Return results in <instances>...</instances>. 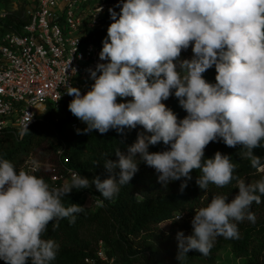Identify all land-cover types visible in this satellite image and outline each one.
Returning <instances> with one entry per match:
<instances>
[{
  "label": "clouds",
  "instance_id": "1",
  "mask_svg": "<svg viewBox=\"0 0 264 264\" xmlns=\"http://www.w3.org/2000/svg\"><path fill=\"white\" fill-rule=\"evenodd\" d=\"M113 21L95 69H87L92 83L84 94L64 81L73 99L68 109L87 125L83 134H106L138 126L134 143L126 151L116 148L117 160L103 155L109 174L91 180L77 172L70 182L51 188L42 177L0 158V260L4 264H50L60 245L45 238L59 221L74 225L84 206H65L63 199L74 189H90L111 200L130 184L139 163L155 169L162 187L183 179L187 187L194 170L200 189L227 187L234 179L238 194L214 195L205 207L195 209L193 233L176 234V259L180 264L190 251L207 257L218 237L239 239L238 223H255L253 203L264 197V178L255 183L234 175L237 164L217 151L205 158L211 142L240 147L239 156L264 173V162L253 149L264 146V0H121L120 12L109 9ZM191 47L193 57L181 60ZM71 63V62H70ZM215 67V84L204 73ZM187 113L183 119L163 101L171 96ZM131 97V100L126 98ZM118 98L121 101L118 102ZM33 114L27 113L20 137L29 134ZM80 134L81 130L77 129ZM166 146L150 152V146ZM100 161L94 162L98 166ZM118 170V171H117ZM102 204L103 200L96 199ZM179 215L175 221L180 220Z\"/></svg>",
  "mask_w": 264,
  "mask_h": 264
},
{
  "label": "trees",
  "instance_id": "2",
  "mask_svg": "<svg viewBox=\"0 0 264 264\" xmlns=\"http://www.w3.org/2000/svg\"><path fill=\"white\" fill-rule=\"evenodd\" d=\"M115 12L119 14L120 7ZM6 24L9 29L19 30V23L13 26L11 18ZM87 34L91 39H100L107 34V29H87ZM181 55L184 59H191V47L182 51ZM203 75L207 82L216 83L214 66ZM72 99V96L66 99L61 109ZM118 101L124 102L119 98ZM163 102L177 114L178 119L187 115L174 95ZM74 119L69 109L66 118L61 117L57 122L49 115L37 123L23 140H17L10 129H3L0 131V158L11 161L19 171L25 170L22 167L24 160L28 156L32 157V164L36 166L32 174L42 177L51 188L70 182L68 168L75 169L90 180L95 176H100L103 180L109 174L103 167L102 154L109 155L108 159L117 160L115 149L119 147L126 151L125 146L134 143L137 133L143 131L138 126L133 130L126 129L125 135L118 134L116 130H109L106 134L95 130L83 134L82 130L87 127L85 126L80 128L81 133L78 134L77 130L71 128ZM165 148L161 143L150 146L149 151L158 152ZM217 151L231 157L237 164L234 175L245 179L246 183H251V179L259 174L251 167L249 160L239 156V146L231 148L222 141L211 142L205 149V158H213ZM253 154L264 162V146L253 149ZM22 156L23 161L20 160ZM65 158H68L67 162ZM96 161H100L98 166H94ZM138 167L139 171L130 184L122 186L111 200L99 197L100 194L94 186L79 191L74 189L63 199L66 207L75 203L84 206V211L77 214L74 225H70L68 219H62L59 227L52 231L50 222L45 238H52L60 245L56 259L50 264H103L97 254L99 248L105 250L106 256L112 260L111 264H168L173 237L159 225L174 221L181 214H192L196 208L207 206L214 195H228L230 202L238 194L235 179L225 188L210 184L208 190L204 191L196 183L197 177L202 173L194 170L192 179L181 192L180 185L184 178L169 183L166 188L157 182L158 174L155 169L143 161ZM54 175L62 178L55 181L52 178ZM87 193L95 201L100 199L103 203L95 205V201L89 200ZM251 211L256 216L255 223L248 220L238 223L239 239L221 237V241L212 250L211 258L217 249L227 245L232 255L242 260L243 264H264V197L260 204L253 203ZM199 255L198 252L190 251L182 264H189L194 258H200ZM175 263L180 264V261L175 260ZM0 264H4V261L0 260ZM28 264H31L30 260Z\"/></svg>",
  "mask_w": 264,
  "mask_h": 264
},
{
  "label": "built area",
  "instance_id": "3",
  "mask_svg": "<svg viewBox=\"0 0 264 264\" xmlns=\"http://www.w3.org/2000/svg\"><path fill=\"white\" fill-rule=\"evenodd\" d=\"M120 5L121 0H0V131L10 129L23 140L26 135L19 133L27 111L33 114L29 131L49 115L57 122L63 102L71 97L63 85L67 79L82 94L90 89L94 81L87 69L106 63L99 53L107 34L91 39L87 29L106 30L113 22L109 9ZM9 18L19 30L8 28ZM85 125L75 118L71 128ZM33 166L29 173L36 170ZM72 172L77 171L68 168ZM97 254L103 264H111L103 248Z\"/></svg>",
  "mask_w": 264,
  "mask_h": 264
},
{
  "label": "rangeland",
  "instance_id": "4",
  "mask_svg": "<svg viewBox=\"0 0 264 264\" xmlns=\"http://www.w3.org/2000/svg\"><path fill=\"white\" fill-rule=\"evenodd\" d=\"M180 59L183 60L184 57L181 55ZM126 99L127 100H131V97L126 98ZM67 112H68V105H65V107H63V110L61 109L59 111V113L57 114V116L60 117V118L61 117L66 118ZM85 126H87V125H85ZM85 126H83V127H85ZM22 159L24 160L23 156H22V158L20 160H22ZM32 162H33L32 161V157L28 156L24 160V163H23L22 167H25L24 169L26 171H28V172L32 171V169H34V166H33ZM262 178H264V173L259 172V174L257 176H255V177H253L251 179V183H255L256 181H258V180H260ZM194 216H195V212L192 213V214H186V213L185 214H181V219L180 220H177V221H175V220L174 221H166V222H163V223H161L159 225V227L164 232L171 234L172 237H173V239H172V244H173L172 252L170 253V258H169L168 264H176L175 260H177L176 259V254H177L176 234H177V232L178 231H183L185 236L191 235L193 233V228H192L191 221L194 218ZM220 241H221V237H218L216 239V241L214 242L213 248L216 247L217 244ZM213 248L210 251V255L205 257V256L200 254L199 255L200 258H197V257L194 258L189 264H243L242 260H240V259H238V258H236V257H234L232 255L231 250H230V248L227 245H224V246H222V248L217 249V251L214 252L215 255L213 256V258H211L210 256H211V254H213L212 253ZM192 252H196V251H192Z\"/></svg>",
  "mask_w": 264,
  "mask_h": 264
}]
</instances>
